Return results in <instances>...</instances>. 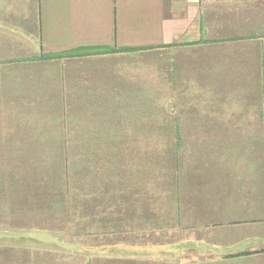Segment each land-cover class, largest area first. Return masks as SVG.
<instances>
[{
	"label": "crops",
	"instance_id": "crops-1",
	"mask_svg": "<svg viewBox=\"0 0 264 264\" xmlns=\"http://www.w3.org/2000/svg\"><path fill=\"white\" fill-rule=\"evenodd\" d=\"M73 138L176 150L161 190L147 155L114 190L131 249L264 264V0H0V155Z\"/></svg>",
	"mask_w": 264,
	"mask_h": 264
},
{
	"label": "rangeland",
	"instance_id": "rangeland-1",
	"mask_svg": "<svg viewBox=\"0 0 264 264\" xmlns=\"http://www.w3.org/2000/svg\"><path fill=\"white\" fill-rule=\"evenodd\" d=\"M83 140L88 144L84 148L81 139H71L79 144L69 145L73 147L66 154L0 155V264H144L147 257L155 259L153 264H177L183 258L180 251L161 253L156 246L159 250L143 255L142 248L131 249L130 234L140 224L136 206L131 219L130 211L123 212V190L114 194L122 184L130 187L131 168L140 155L154 164V193L161 190L164 161L172 160L173 146L164 145L162 138L148 139V149H142L148 155L134 153L139 148L131 149V139H123L128 145L121 147L115 139ZM189 156L187 162L193 163ZM1 166L6 168L3 174ZM62 186H68V193H62ZM183 237L188 240L189 235ZM156 238L150 241L173 240L161 233ZM185 259L191 264L195 257L186 251ZM201 260L200 255L196 261Z\"/></svg>",
	"mask_w": 264,
	"mask_h": 264
},
{
	"label": "trees",
	"instance_id": "trees-1",
	"mask_svg": "<svg viewBox=\"0 0 264 264\" xmlns=\"http://www.w3.org/2000/svg\"><path fill=\"white\" fill-rule=\"evenodd\" d=\"M66 54V53H65ZM53 154H66V152H56V153H53ZM62 190V193L65 191H67V193H68V190H67V188H68V186H62V187H60ZM123 220V219H122Z\"/></svg>",
	"mask_w": 264,
	"mask_h": 264
},
{
	"label": "built area",
	"instance_id": "built-area-1",
	"mask_svg": "<svg viewBox=\"0 0 264 264\" xmlns=\"http://www.w3.org/2000/svg\"><path fill=\"white\" fill-rule=\"evenodd\" d=\"M206 1H220V0H206Z\"/></svg>",
	"mask_w": 264,
	"mask_h": 264
}]
</instances>
